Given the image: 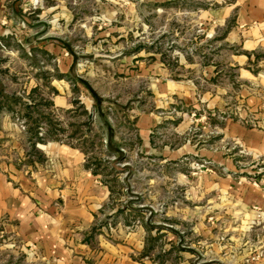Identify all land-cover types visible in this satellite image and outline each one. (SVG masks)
<instances>
[{"label":"crops","instance_id":"1","mask_svg":"<svg viewBox=\"0 0 264 264\" xmlns=\"http://www.w3.org/2000/svg\"><path fill=\"white\" fill-rule=\"evenodd\" d=\"M144 1L161 4L181 0ZM205 1L192 11L197 17V32L205 33L208 41L217 39L224 56L207 58L206 62L193 60L192 69L202 65L195 77L202 75L213 86L211 90L198 91L194 80H167L169 70L162 63L154 72L150 65L146 74L150 72V92L160 105L172 98L192 105L198 117L183 113L181 125L187 120L219 133L222 150L211 151L210 157L203 159L213 167L176 169L181 187L176 186L175 192L166 186L161 190L159 212L153 205L130 200L138 196L129 195L128 201L114 203L111 188L87 167L79 150L49 141L35 146L41 159H27L25 133L1 113L0 264H232L231 258L239 257L227 248L232 237L215 233V228L220 208L231 215L239 213L241 219L252 222L260 218L264 222L261 186L247 171H238L231 148L226 147L238 142L249 160L264 162V0ZM24 5L25 0H0V40L6 37L10 18H22ZM47 9L55 11L54 6ZM40 23L37 18V27ZM47 23L41 24L44 27H38L36 34H44L51 27ZM43 34L33 42H43ZM219 65L224 73L228 71L229 80L233 68L238 73L239 120L231 116L230 85L217 90L210 83ZM3 95L11 96L6 91ZM161 107L138 116L143 131L139 137L150 161L159 157L161 163L178 165L186 157L200 160L205 155L200 140L183 146L186 152H153L151 131L160 120L156 110ZM135 216L137 223L131 227ZM236 262L244 264L241 259Z\"/></svg>","mask_w":264,"mask_h":264},{"label":"rangeland","instance_id":"2","mask_svg":"<svg viewBox=\"0 0 264 264\" xmlns=\"http://www.w3.org/2000/svg\"><path fill=\"white\" fill-rule=\"evenodd\" d=\"M205 2L25 0L22 18H10L6 37L0 40V114L5 113L25 133V157L41 159L35 146L49 141L77 149L87 167L111 188L114 203L128 201L129 195L138 196L130 200L153 205L156 212L161 211V190L166 186L175 192L176 186L181 187L174 174L176 169H211L213 166L203 159L210 157L211 151L222 150L219 133L187 120L181 125L183 113L198 117L192 105L175 98L160 105L150 92V72L146 74L150 65L154 72L162 63L169 70L167 80H194L198 91L211 90L213 86L202 75L195 77L202 65L192 69L193 60L206 62L207 58L224 56L217 39L208 41L205 33L197 32V17L192 11ZM50 6L55 11L49 13ZM65 10L70 15H65ZM37 18L42 22L40 29L43 23L51 24L44 34H36ZM41 34L43 42L34 43ZM227 75L228 71L224 73L223 65H219L210 83L217 90L230 85L231 116L239 120L241 82L235 68L231 80ZM91 90L101 99L104 116L114 130L113 138L124 152L121 159H115L106 149L105 129ZM3 91L11 96L5 98ZM155 106L162 107L156 110L160 120L151 131L153 152H186L183 146L190 147L200 140L205 154L200 160L186 157L178 165L161 163L159 157L150 161L137 121L139 113L155 110ZM226 147L231 148L239 172L247 171L252 180L264 174V162L249 160L238 142ZM217 212L215 233L231 236L227 248L239 255L231 258L232 264L238 259L244 264H264V222L260 218L252 222L241 219L239 213L231 215L224 208ZM137 219H131V227Z\"/></svg>","mask_w":264,"mask_h":264},{"label":"trees","instance_id":"3","mask_svg":"<svg viewBox=\"0 0 264 264\" xmlns=\"http://www.w3.org/2000/svg\"><path fill=\"white\" fill-rule=\"evenodd\" d=\"M69 49V48H67ZM79 81L83 82L81 79L77 78ZM85 83V82H83ZM91 93L93 97L96 100V111L99 116V118L103 122V127L105 129V146L108 152L112 153L115 157V159H121L124 155L123 150L119 147V144L114 140L113 135H114V130L111 124L108 122V120L104 116V112L100 106L101 104V99L91 90ZM1 94H3L1 92ZM6 97V95H3Z\"/></svg>","mask_w":264,"mask_h":264},{"label":"built area","instance_id":"4","mask_svg":"<svg viewBox=\"0 0 264 264\" xmlns=\"http://www.w3.org/2000/svg\"><path fill=\"white\" fill-rule=\"evenodd\" d=\"M253 182L261 186L262 196L264 197V174L259 179H253Z\"/></svg>","mask_w":264,"mask_h":264}]
</instances>
